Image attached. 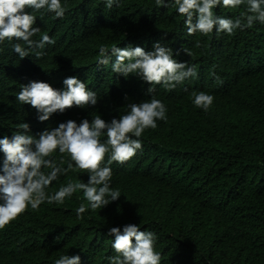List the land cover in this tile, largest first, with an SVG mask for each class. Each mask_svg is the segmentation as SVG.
Segmentation results:
<instances>
[{
	"label": "trees",
	"instance_id": "16d2710c",
	"mask_svg": "<svg viewBox=\"0 0 264 264\" xmlns=\"http://www.w3.org/2000/svg\"><path fill=\"white\" fill-rule=\"evenodd\" d=\"M63 1V19L36 15L41 33L34 39L48 34L55 40L41 62L34 54L19 59L10 43L0 44V132L12 127L6 115L21 107L14 97L21 83L80 80V74L98 69L100 45L138 43L151 51L160 42L172 48L177 62L194 65L197 77L175 91L156 90L167 119L143 133L142 150L131 160L111 165V186L121 192L116 202L77 219L78 192L65 200L67 212L42 226L36 213L27 212L0 230V264L11 253L22 264H55L62 255H79L80 264H108L106 258L115 255L108 229L128 222L156 234L161 264H264V25L234 36H188L175 9L158 8L155 0H120L110 10L104 0ZM244 11L245 5L214 9L228 18ZM79 47L88 52L81 54ZM112 75L111 87L97 92L95 108L69 109L62 117L118 116L127 103L146 95L137 79ZM200 91L214 96L207 112L192 104L191 93ZM61 177L66 183L88 179L79 173Z\"/></svg>",
	"mask_w": 264,
	"mask_h": 264
},
{
	"label": "clouds",
	"instance_id": "9594fccd",
	"mask_svg": "<svg viewBox=\"0 0 264 264\" xmlns=\"http://www.w3.org/2000/svg\"><path fill=\"white\" fill-rule=\"evenodd\" d=\"M114 5L119 7L120 0H104L107 9ZM155 5L174 8L183 18L188 36L207 37L213 32L234 36L257 23L264 25V0H155ZM241 5H245V11L235 18L214 12L218 7L235 9ZM65 12L63 0H0V44L10 43L19 59L34 54L33 59L41 62L46 47L54 45L55 40L48 34L34 39L41 33L40 27L34 26L36 15L63 19ZM138 45L110 49L100 45L98 69L80 74V80L75 76L58 83L29 79L16 88L14 97L21 107L6 115V122L12 127L0 132V230L27 212L36 213L40 226L48 219L60 218L70 209L65 200L78 192L82 193V202L76 209L77 219H83L89 209H102L121 197L120 190L111 186L115 172L111 165H124L131 160L142 150L143 133L156 129L157 121L167 119L168 110L155 95L156 90L175 91L186 80L197 77L196 67L177 62L167 45L156 42L151 51ZM201 46V41L196 40L194 47ZM79 51L88 52L81 47ZM182 51L189 57L193 55L189 49ZM107 66L110 69L100 68ZM111 71L137 79L147 96L127 103L126 111L118 116L102 119L96 114L91 120L88 115L62 117L69 109L95 108L99 101L97 92L111 87ZM209 75L217 84H223L215 71ZM191 96L193 106L204 112L214 101V96L204 91ZM69 173L86 174L87 182L68 179L66 183L61 176ZM120 226L109 228L106 234L112 238L111 249L115 253L106 258L108 264H161L154 232L142 231L144 226L133 222ZM13 257V253L3 255L2 263L22 264ZM80 261L79 255H62L55 264Z\"/></svg>",
	"mask_w": 264,
	"mask_h": 264
},
{
	"label": "bare ground",
	"instance_id": "6f19581e",
	"mask_svg": "<svg viewBox=\"0 0 264 264\" xmlns=\"http://www.w3.org/2000/svg\"><path fill=\"white\" fill-rule=\"evenodd\" d=\"M75 62V60H73Z\"/></svg>",
	"mask_w": 264,
	"mask_h": 264
}]
</instances>
